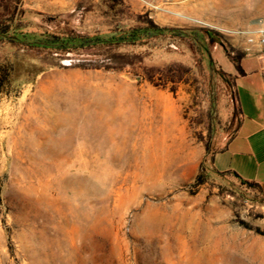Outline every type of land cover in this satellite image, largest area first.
Returning <instances> with one entry per match:
<instances>
[{
	"label": "rangeland",
	"instance_id": "1",
	"mask_svg": "<svg viewBox=\"0 0 264 264\" xmlns=\"http://www.w3.org/2000/svg\"><path fill=\"white\" fill-rule=\"evenodd\" d=\"M124 3L22 0L24 34L0 40V65L14 66L0 99V264H264V192L212 166L232 131L229 53L264 56V0ZM140 15L210 34L202 51L170 38L115 47L120 70L94 68L111 55L99 47L29 44L110 38ZM172 63L191 68L176 93L145 79Z\"/></svg>",
	"mask_w": 264,
	"mask_h": 264
},
{
	"label": "trees",
	"instance_id": "2",
	"mask_svg": "<svg viewBox=\"0 0 264 264\" xmlns=\"http://www.w3.org/2000/svg\"><path fill=\"white\" fill-rule=\"evenodd\" d=\"M106 2L111 4L112 6L121 7L125 5L124 0H106ZM21 3L22 0L4 1L6 11H8L9 14L5 15L4 17H0V40L8 38L9 42L15 43L17 41L9 37V34H11L12 32H14V35L16 36L24 34L19 32V30H21V28L23 27L22 23L15 22V10L21 6ZM12 5H14V10L11 11ZM23 12L24 11L21 10V13ZM137 21L138 23L142 24V26L129 27L127 30H121L119 33L114 32L110 38L101 37L99 35H96L95 37H90L87 35H78L74 33L68 34L65 32H48L45 33L43 36L46 39H40L39 41H37L36 39L33 42H29V44H34V46L37 47L53 49L62 52L99 47L104 50L105 53H111V55L109 54V57L107 58L109 61L105 63V65H99L98 67L94 68H104L106 70H120L129 65L130 63L128 61L127 54L111 52L112 49L115 47L119 49L121 47H130L142 44L145 40L147 43H151L157 41L158 39L170 38L179 40H192L196 48L202 51L204 48V41L201 35L202 33L210 34L209 31L203 30H181L178 28L161 27L156 24L154 20L148 15L138 16ZM154 45H156V43H154ZM245 56L246 55L244 53H238L236 56H233L231 53H229V57L235 64L238 75L241 76H244L246 73L243 70L241 64L237 61L239 59L245 58ZM120 61H123V63L119 64ZM13 67V64L0 65V99L4 93L5 86L10 81V77L14 70ZM82 67L88 68L86 65H82ZM190 72V67H187L180 63H172L164 67H151L147 69L145 71V79L156 88L170 89L171 92L176 93L177 85L183 82L185 80L186 75L190 74ZM202 170H204L203 167ZM219 175L225 174L219 173ZM234 177L237 178V180L242 186H247L248 188L257 189L260 192H263L258 183L245 181L243 179H240L236 175H234ZM206 182L207 179L205 175H203V173H200L194 181L193 194H196L199 189L206 184ZM246 227L251 229L249 225H246ZM258 232L260 231L258 230Z\"/></svg>",
	"mask_w": 264,
	"mask_h": 264
},
{
	"label": "crops",
	"instance_id": "3",
	"mask_svg": "<svg viewBox=\"0 0 264 264\" xmlns=\"http://www.w3.org/2000/svg\"><path fill=\"white\" fill-rule=\"evenodd\" d=\"M240 64L246 74H231L235 78L226 108L231 135L212 166L217 174L258 183L264 192V56L246 55Z\"/></svg>",
	"mask_w": 264,
	"mask_h": 264
},
{
	"label": "built area",
	"instance_id": "4",
	"mask_svg": "<svg viewBox=\"0 0 264 264\" xmlns=\"http://www.w3.org/2000/svg\"><path fill=\"white\" fill-rule=\"evenodd\" d=\"M250 43H254V39L249 40ZM259 49L262 53H264V31H261L258 41Z\"/></svg>",
	"mask_w": 264,
	"mask_h": 264
}]
</instances>
